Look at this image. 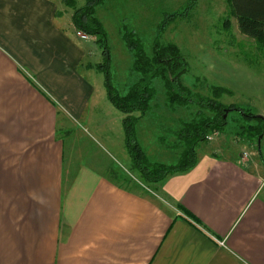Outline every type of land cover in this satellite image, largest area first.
I'll use <instances>...</instances> for the list:
<instances>
[{"label":"crops","instance_id":"obj_1","mask_svg":"<svg viewBox=\"0 0 264 264\" xmlns=\"http://www.w3.org/2000/svg\"><path fill=\"white\" fill-rule=\"evenodd\" d=\"M95 40L63 0H0V264H264V135L201 143L195 166L135 188L76 139L67 152Z\"/></svg>","mask_w":264,"mask_h":264},{"label":"rangeland","instance_id":"obj_2","mask_svg":"<svg viewBox=\"0 0 264 264\" xmlns=\"http://www.w3.org/2000/svg\"><path fill=\"white\" fill-rule=\"evenodd\" d=\"M192 1L105 0L96 8V17L107 33L109 55L103 52V43L91 42L90 68L94 69L88 74L95 89L87 110L88 120L76 122L73 131L60 130V133L66 140L67 152L73 138L76 139L81 152L89 155L93 164L107 167L109 175L127 187L135 188L147 182L131 167V156L125 144V114L113 105L107 90L110 78L119 93L125 95L140 78V73L133 70L134 51L124 40L126 31L135 33L149 56L154 53L156 40L176 44L189 64L182 82L195 93L213 96V87L222 86L227 91L219 95V101L264 116V50L254 38L241 32L228 0ZM175 12L185 14L170 21L169 14ZM165 21L166 26L159 28ZM153 82L156 96L150 110L136 124V138L151 161L175 164L180 157V151L170 145L176 140L175 132L181 122L192 119L200 107L172 108L167 103L162 79L158 77ZM227 119L224 130L219 131L220 137L207 139L200 143L201 147L210 149L223 137L229 139V143L234 142V137L236 140L248 138L240 132L241 125L247 121L239 111L228 112ZM251 123L257 124L255 120ZM257 140L254 138L252 144ZM262 143L264 153V138ZM239 148L256 153L250 145L239 144Z\"/></svg>","mask_w":264,"mask_h":264},{"label":"trees","instance_id":"obj_3","mask_svg":"<svg viewBox=\"0 0 264 264\" xmlns=\"http://www.w3.org/2000/svg\"><path fill=\"white\" fill-rule=\"evenodd\" d=\"M104 1L63 0L67 7L73 9V22L77 30L85 35L96 37L97 42L103 43V52L107 56L109 55L107 33L102 22L96 17V8ZM194 2L195 0L192 1ZM228 2L232 14L237 17L241 32L254 38L260 49L264 50V0H228ZM189 6L192 7V4ZM190 7L187 8V13ZM183 14L185 12L169 14L170 21ZM166 23L167 21L163 22L159 28H164ZM229 25L228 21L227 26ZM124 40L134 51L133 70L140 73V78L125 95L119 93L110 78L107 80V90L113 105L125 114L123 125L126 148L131 156L132 168L139 172L145 182L157 183L170 174L186 171L195 166L198 145L207 141L211 132L224 130L228 123L227 114L230 111H239L247 121L240 127L242 134H246L251 140L263 136V115L245 110L236 104H225L218 100L219 95L227 91L226 88L215 86L213 96H205L195 93L182 82V75L188 71L189 64L176 44L161 43L156 40L154 53L149 56L144 50L142 41L135 36L134 32L126 31ZM158 77L163 81L167 103L172 108L191 105L200 107L193 118L182 121L181 127L175 132L176 141L170 144L180 151L179 160L175 164L151 161L136 138V124L151 108V101L156 96L153 81ZM253 120H256L257 124H252Z\"/></svg>","mask_w":264,"mask_h":264},{"label":"built area","instance_id":"obj_4","mask_svg":"<svg viewBox=\"0 0 264 264\" xmlns=\"http://www.w3.org/2000/svg\"><path fill=\"white\" fill-rule=\"evenodd\" d=\"M220 133L219 131H214V132H211L209 135H208V140H212L215 136H218ZM246 155V153H245Z\"/></svg>","mask_w":264,"mask_h":264},{"label":"water","instance_id":"obj_5","mask_svg":"<svg viewBox=\"0 0 264 264\" xmlns=\"http://www.w3.org/2000/svg\"><path fill=\"white\" fill-rule=\"evenodd\" d=\"M262 137L259 138V140H261Z\"/></svg>","mask_w":264,"mask_h":264}]
</instances>
